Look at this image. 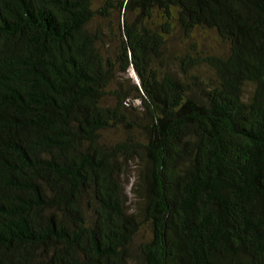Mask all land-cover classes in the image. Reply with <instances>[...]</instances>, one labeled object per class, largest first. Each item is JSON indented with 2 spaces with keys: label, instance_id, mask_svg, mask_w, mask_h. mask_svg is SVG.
<instances>
[{
  "label": "trees",
  "instance_id": "obj_1",
  "mask_svg": "<svg viewBox=\"0 0 264 264\" xmlns=\"http://www.w3.org/2000/svg\"><path fill=\"white\" fill-rule=\"evenodd\" d=\"M0 264H264V0H0Z\"/></svg>",
  "mask_w": 264,
  "mask_h": 264
},
{
  "label": "rangeland",
  "instance_id": "obj_2",
  "mask_svg": "<svg viewBox=\"0 0 264 264\" xmlns=\"http://www.w3.org/2000/svg\"><path fill=\"white\" fill-rule=\"evenodd\" d=\"M101 3H102V0H97V4H101ZM117 25H118V17L117 16H115V17L112 16L111 18L108 19V30H109V32H110V28H113L114 30H116ZM185 40H186L185 35L181 31L176 29L175 33H173V37L169 40V45H171L175 49V51L180 52V50L182 48L183 49L186 48ZM197 42L202 47L206 48L205 50L215 49L219 45V42L216 39L215 33L211 32V31L210 32L209 31H202V30L199 31V36L197 38ZM111 43H112V45H114V47L116 46V40L114 38L112 39ZM130 74L134 78L137 77V75L133 69H131V71L129 72V75ZM247 88L250 89L252 87L248 86ZM128 189H131V184L128 185ZM129 192H130L129 194L133 198V194H132L131 190H129Z\"/></svg>",
  "mask_w": 264,
  "mask_h": 264
}]
</instances>
